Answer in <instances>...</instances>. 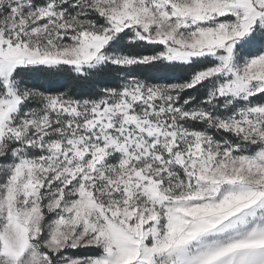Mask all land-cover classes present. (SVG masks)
<instances>
[{"label": "snow or ice", "instance_id": "obj_1", "mask_svg": "<svg viewBox=\"0 0 264 264\" xmlns=\"http://www.w3.org/2000/svg\"><path fill=\"white\" fill-rule=\"evenodd\" d=\"M0 264H264V0H0Z\"/></svg>", "mask_w": 264, "mask_h": 264}]
</instances>
